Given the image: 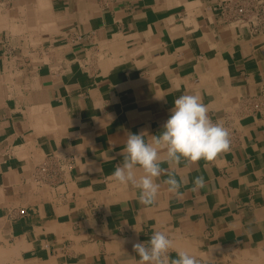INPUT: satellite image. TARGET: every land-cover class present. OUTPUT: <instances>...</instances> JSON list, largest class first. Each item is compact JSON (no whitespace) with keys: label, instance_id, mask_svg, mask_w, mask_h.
<instances>
[{"label":"crops","instance_id":"crops-1","mask_svg":"<svg viewBox=\"0 0 264 264\" xmlns=\"http://www.w3.org/2000/svg\"><path fill=\"white\" fill-rule=\"evenodd\" d=\"M220 1L0 0V264H137L154 231L200 264H264V33ZM184 94L230 149L162 164L146 205L112 173Z\"/></svg>","mask_w":264,"mask_h":264},{"label":"clouds","instance_id":"clouds-1","mask_svg":"<svg viewBox=\"0 0 264 264\" xmlns=\"http://www.w3.org/2000/svg\"><path fill=\"white\" fill-rule=\"evenodd\" d=\"M170 116L157 135L145 138V133H129L116 165L112 179L121 186L132 185L138 190V199L150 205L155 202L161 184L159 177L167 172L162 164L178 166L181 162L193 164L200 160L213 161L230 149V132L221 121L213 122L209 108L198 94H184L174 100ZM167 191L181 195L183 178L168 172L163 181ZM205 187L203 176L193 181V192ZM139 258L137 264H200L191 251L176 248L174 240L164 231H154L145 242L133 244ZM173 253L175 255L173 256Z\"/></svg>","mask_w":264,"mask_h":264},{"label":"built area","instance_id":"built-area-1","mask_svg":"<svg viewBox=\"0 0 264 264\" xmlns=\"http://www.w3.org/2000/svg\"><path fill=\"white\" fill-rule=\"evenodd\" d=\"M218 9L228 22L264 33V0H221Z\"/></svg>","mask_w":264,"mask_h":264}]
</instances>
